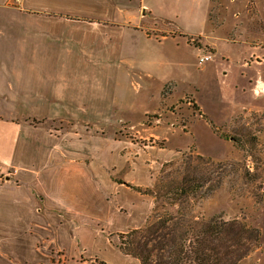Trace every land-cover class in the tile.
I'll return each instance as SVG.
<instances>
[{"label": "rangeland", "instance_id": "374dc122", "mask_svg": "<svg viewBox=\"0 0 264 264\" xmlns=\"http://www.w3.org/2000/svg\"><path fill=\"white\" fill-rule=\"evenodd\" d=\"M126 7V29L111 42L118 70L111 82L95 74L110 95H97L90 112L95 119L76 126L88 127L98 139L88 145L95 155L107 153L108 140L123 142L119 148L127 166L111 168L110 176L126 179L134 192L136 183L151 179L138 187L145 190L162 176L182 173L198 191L182 210L258 229L261 243L242 264H264V0H133ZM204 56L211 60L201 65ZM78 107L84 111L81 103ZM52 126L68 128L66 122ZM137 193L151 208L140 229L154 199ZM111 199L115 209L126 212L117 195ZM49 223L52 227L39 217L32 239L21 247L0 246V264H107L95 249L104 250V238L118 248L121 236L132 231L97 229L94 241L71 239L73 250L63 236L59 242L70 245L67 250L54 239L60 227ZM63 224L73 232L71 220ZM128 262L139 264L130 257Z\"/></svg>", "mask_w": 264, "mask_h": 264}, {"label": "crops", "instance_id": "0c3cea01", "mask_svg": "<svg viewBox=\"0 0 264 264\" xmlns=\"http://www.w3.org/2000/svg\"><path fill=\"white\" fill-rule=\"evenodd\" d=\"M132 1L0 0V171L11 175L0 184L2 248L32 239L39 217L60 227L53 231L58 242L65 236L83 244L96 240L97 229H137L150 211L126 179L110 176L111 168L127 166L119 148L123 142L108 140L107 153L95 155L88 145L98 139L88 127L76 126L95 119L90 112L97 95H110L95 74L111 82L118 70L112 66L111 42L123 35ZM64 122L67 129L52 126ZM150 184L151 179L135 185ZM114 195L127 213L115 209ZM112 217L117 223L111 224ZM65 218L73 232L62 229ZM104 241L103 251L93 243L96 256L107 264H125L128 256Z\"/></svg>", "mask_w": 264, "mask_h": 264}, {"label": "trees", "instance_id": "16d2710c", "mask_svg": "<svg viewBox=\"0 0 264 264\" xmlns=\"http://www.w3.org/2000/svg\"><path fill=\"white\" fill-rule=\"evenodd\" d=\"M181 175L133 187L150 195L154 207L142 228L121 236L118 249L139 264H242L259 247L260 231L239 220L190 217L182 206L198 191Z\"/></svg>", "mask_w": 264, "mask_h": 264}, {"label": "built area", "instance_id": "2783aa9c", "mask_svg": "<svg viewBox=\"0 0 264 264\" xmlns=\"http://www.w3.org/2000/svg\"><path fill=\"white\" fill-rule=\"evenodd\" d=\"M211 60V57L210 56H204V57H201L200 58V64H204L206 62H209ZM8 177V175H5L3 174L1 171H0V183H2L3 181L6 180V178Z\"/></svg>", "mask_w": 264, "mask_h": 264}]
</instances>
